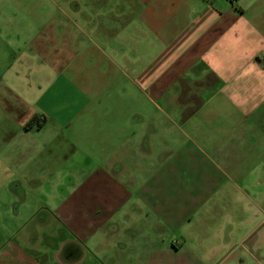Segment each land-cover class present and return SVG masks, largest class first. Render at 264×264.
<instances>
[{
	"label": "crops",
	"instance_id": "1",
	"mask_svg": "<svg viewBox=\"0 0 264 264\" xmlns=\"http://www.w3.org/2000/svg\"><path fill=\"white\" fill-rule=\"evenodd\" d=\"M2 9L0 264L259 263L264 0Z\"/></svg>",
	"mask_w": 264,
	"mask_h": 264
},
{
	"label": "rangeland",
	"instance_id": "2",
	"mask_svg": "<svg viewBox=\"0 0 264 264\" xmlns=\"http://www.w3.org/2000/svg\"><path fill=\"white\" fill-rule=\"evenodd\" d=\"M5 1L6 0H0V12L3 11L2 7H4ZM15 125H17L16 122H15ZM27 143H29V142H27V139H23L21 136L20 137L14 136L13 144L21 146V145H25ZM64 171H66V170H64ZM68 171H72V170H68ZM34 172H37V170H34ZM257 187H259V186H254V189H256ZM9 188H11L9 190L10 192H18V194H23L25 192L27 186H21L20 184L15 183V184H12ZM63 188L68 189L69 186L65 185V186H63ZM263 188H264V186H263ZM0 192H6V189L4 188V189L0 190ZM263 234H264V231H263ZM254 240H257V239H254ZM247 251L248 252H250V251L252 252L253 251L250 248V244H245L242 248H238L237 249V252H238L237 254H244L245 255V253ZM255 253H257L256 250H255ZM259 257H260V260H259V263H257L256 261L252 260L248 255H246V258L248 260V264H264V256H260L259 255Z\"/></svg>",
	"mask_w": 264,
	"mask_h": 264
},
{
	"label": "trees",
	"instance_id": "3",
	"mask_svg": "<svg viewBox=\"0 0 264 264\" xmlns=\"http://www.w3.org/2000/svg\"><path fill=\"white\" fill-rule=\"evenodd\" d=\"M37 125L38 127H41V123L38 117H33L28 124L26 125V129H30L31 127Z\"/></svg>",
	"mask_w": 264,
	"mask_h": 264
}]
</instances>
